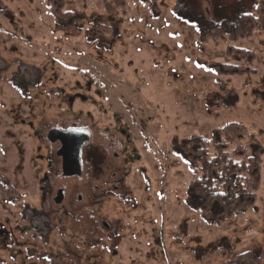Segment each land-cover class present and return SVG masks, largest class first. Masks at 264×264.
Listing matches in <instances>:
<instances>
[{
	"label": "rangeland",
	"instance_id": "1",
	"mask_svg": "<svg viewBox=\"0 0 264 264\" xmlns=\"http://www.w3.org/2000/svg\"><path fill=\"white\" fill-rule=\"evenodd\" d=\"M53 1L0 0V175H10L18 150L27 145L17 135L22 127L7 123L6 111L21 109L28 116L25 95L57 94L65 83L89 79L97 102L91 104V149L105 150L101 162L102 156L95 160L100 163L91 162V173L117 170L120 164L114 168L105 157L122 152L105 132L111 119L98 111L103 101L97 93L115 101L127 145L136 150L123 174L131 200L117 211L129 213L125 221L143 239L142 264H264V32L235 42L207 34L210 27L233 26L258 0H161L156 12L125 0L126 8L116 14L104 10L102 0H64V11L82 20L79 26L55 24ZM230 45L256 58L228 53ZM15 76L16 88L10 82ZM50 99L52 118L58 109ZM40 110L35 108L36 115ZM230 123L246 127L242 144L249 136L258 142L247 150L251 156L260 151L262 185L245 215L213 226L188 202L191 171L181 146L211 139ZM108 216L114 214L99 211L94 222ZM153 229L161 242L157 262L146 257Z\"/></svg>",
	"mask_w": 264,
	"mask_h": 264
},
{
	"label": "flooded vegetation",
	"instance_id": "2",
	"mask_svg": "<svg viewBox=\"0 0 264 264\" xmlns=\"http://www.w3.org/2000/svg\"><path fill=\"white\" fill-rule=\"evenodd\" d=\"M18 79V76L10 79L14 88ZM58 80L57 76L51 78L54 83ZM27 82L32 85L31 78ZM92 88L89 79L70 81L59 87L57 94L25 95L22 102L28 105V116H22L21 109L6 111L7 123L22 127L17 135L27 145L18 150V163L10 170V175H0V256H4L0 261L7 264L144 262L140 260L144 255L142 237L131 222L125 221L129 213L122 209L117 211L118 206H125L130 199H127L123 174L128 161L136 160V150L127 145L129 137L117 104L103 100L100 93L96 96L104 105L96 107L111 119L105 132L110 140H117V148L122 150L105 159L112 158L109 161L114 168L118 164L123 167L119 165L109 174L91 173V162L100 163L105 156V150L99 154L98 149H91V128L95 129L94 120L91 123V104L97 103L91 98ZM50 95L57 103L54 108L58 109L52 118L47 115V104L52 102ZM36 107L41 108L39 115L35 113ZM53 130L89 137L81 150V169L77 166L75 143L66 137L55 138ZM116 144L111 143V148ZM99 158L100 162H95ZM113 202H116L114 206ZM103 210L113 213L112 219L108 216L109 220L94 222L96 213ZM152 231L146 237L151 247L146 257L157 262L161 257V242L154 229Z\"/></svg>",
	"mask_w": 264,
	"mask_h": 264
},
{
	"label": "trees",
	"instance_id": "3",
	"mask_svg": "<svg viewBox=\"0 0 264 264\" xmlns=\"http://www.w3.org/2000/svg\"><path fill=\"white\" fill-rule=\"evenodd\" d=\"M133 1L148 5L153 12L160 9L161 0ZM101 4L104 10L114 14L117 9L126 8L125 0H114V3L102 0ZM51 8L54 23L58 26L83 23L76 13L64 11V0L53 1ZM97 27L98 30L103 28ZM260 32H264V0H258L251 11L238 14L233 26L210 27L207 34L235 42L250 39ZM232 51L239 52L243 59L256 58L251 51L230 45L228 53ZM245 135V126L230 123L218 129L211 139L193 138L181 146V153L191 171L188 202L210 225L220 226L241 217L258 201L262 185L260 151L249 155L248 146L258 142L249 136V140L242 144ZM236 157L240 160L237 161ZM256 261L260 263L259 259Z\"/></svg>",
	"mask_w": 264,
	"mask_h": 264
},
{
	"label": "water",
	"instance_id": "4",
	"mask_svg": "<svg viewBox=\"0 0 264 264\" xmlns=\"http://www.w3.org/2000/svg\"><path fill=\"white\" fill-rule=\"evenodd\" d=\"M51 133H53V136H55V138L57 139L58 138L63 139L64 137H66V140L75 143L74 149L76 150L77 166L81 169V150L84 143L89 140V137L82 133H73V132L64 133L59 130H53Z\"/></svg>",
	"mask_w": 264,
	"mask_h": 264
}]
</instances>
